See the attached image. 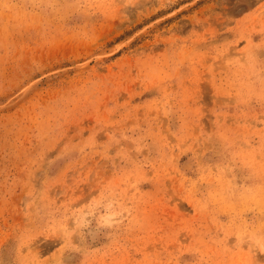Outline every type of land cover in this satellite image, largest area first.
I'll use <instances>...</instances> for the list:
<instances>
[{"label":"rangeland","instance_id":"1","mask_svg":"<svg viewBox=\"0 0 264 264\" xmlns=\"http://www.w3.org/2000/svg\"><path fill=\"white\" fill-rule=\"evenodd\" d=\"M0 264H264V0H0Z\"/></svg>","mask_w":264,"mask_h":264}]
</instances>
